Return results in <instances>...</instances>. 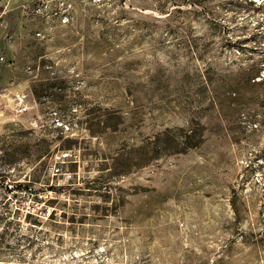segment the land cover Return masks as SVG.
I'll return each instance as SVG.
<instances>
[{
  "label": "rangeland",
  "instance_id": "374dc122",
  "mask_svg": "<svg viewBox=\"0 0 264 264\" xmlns=\"http://www.w3.org/2000/svg\"><path fill=\"white\" fill-rule=\"evenodd\" d=\"M0 264H264V0H0Z\"/></svg>",
  "mask_w": 264,
  "mask_h": 264
}]
</instances>
